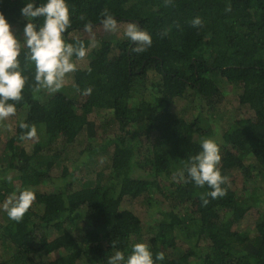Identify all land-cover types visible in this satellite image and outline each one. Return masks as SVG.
I'll return each instance as SVG.
<instances>
[{"label":"trees","instance_id":"obj_1","mask_svg":"<svg viewBox=\"0 0 264 264\" xmlns=\"http://www.w3.org/2000/svg\"><path fill=\"white\" fill-rule=\"evenodd\" d=\"M68 3L72 24L65 38L86 46L94 38L97 44L76 60L77 71L68 74L71 80L60 91L34 94L33 80L27 81L14 116L21 114V122L36 127L30 150L24 147L27 129L19 127L20 121L4 148L0 136V264H107L108 255L117 249L127 254L136 242L149 244L154 258L164 254L156 264H264V190L239 195L227 180L222 185L227 194L212 199L206 196L207 186L173 179L200 150V141L213 138L220 147L222 175L229 179L234 170L248 167L251 174L257 171L254 179L264 182V0ZM22 6V0H0V12L17 36L26 21ZM105 9L118 20L115 32H105L100 24ZM197 16L203 24L193 27ZM86 21L93 24V37L83 30ZM129 21L152 36V45L142 53L132 52L123 37ZM21 46L23 74L33 75L22 37ZM223 81L241 87L239 100L253 116L216 136L199 107L213 116L222 101ZM87 88L90 95L83 94ZM189 92L199 98V106L187 102ZM105 126L115 131L107 140L101 133ZM131 138L148 144L145 150L140 147V156L127 143ZM75 143L86 146L81 158L73 170L54 177L55 166L75 152ZM95 155L105 165L99 178L78 180L76 172ZM247 159L253 164L246 165ZM8 175L11 182L3 179ZM14 179L19 189L30 187L36 194L35 207L20 222L10 220L2 208L17 189ZM41 184L44 192L36 190ZM140 196L144 210L160 216L153 226L122 207L125 197ZM253 209V229L233 230ZM52 233L57 236L50 239ZM176 239L187 245L186 251H172Z\"/></svg>","mask_w":264,"mask_h":264},{"label":"clouds","instance_id":"obj_2","mask_svg":"<svg viewBox=\"0 0 264 264\" xmlns=\"http://www.w3.org/2000/svg\"><path fill=\"white\" fill-rule=\"evenodd\" d=\"M22 3L19 11L26 23L19 36L0 12V121L16 114V104L23 100V90L28 81L19 59L22 52L21 36L27 49L24 59L34 66L33 83L30 85L34 94L42 90L49 94L60 91L65 86L67 75L77 71L76 60L84 59L89 48L97 44L94 38L87 46L81 40L69 42L65 38L72 24L68 0H22ZM38 18H43V22L37 23ZM191 23L193 27H198L203 21L197 16ZM100 24L105 32L118 30V20L107 9L100 17ZM83 30L93 34L92 22L86 21ZM123 37L131 43V51L137 54L152 45L151 34L135 21L127 22ZM91 92V88L83 90L85 95H90ZM19 127L27 129L22 138L37 136L35 126L21 122ZM220 161L217 141L203 138L200 150L174 174L173 179L183 183L192 182L201 188L207 186L210 191L206 196L212 199L223 197L227 194V189L222 185L227 183L228 178L221 174ZM3 179L11 182L12 176L8 175ZM35 198L36 194L30 187L17 189L4 201L3 211L10 220L20 222ZM202 203L207 205L209 200L202 197ZM164 259L162 252L157 253L154 258L149 244L136 242L131 245L127 254L124 250L117 249L108 255L107 264H156V261Z\"/></svg>","mask_w":264,"mask_h":264},{"label":"rangeland","instance_id":"obj_3","mask_svg":"<svg viewBox=\"0 0 264 264\" xmlns=\"http://www.w3.org/2000/svg\"><path fill=\"white\" fill-rule=\"evenodd\" d=\"M22 22L26 23V21H23V20H22ZM24 23H22V24H24ZM11 28L14 32H16L15 27H11ZM86 34L89 37H93L89 33H86ZM113 53L117 54L118 52L115 51ZM86 65H87V60H84L83 66L85 67ZM31 76H33V75L30 74V76H27L28 80L32 79ZM147 77L152 82L154 80L155 74L150 72V73H148ZM66 80H69V81L71 80L70 77L68 78V75H67ZM220 86L222 87L221 93L223 94L222 101H221V104L213 112V116L209 115V111H208L207 107L200 104L199 98L197 96L193 95L190 92L188 94H186L189 96V97H187L188 98L187 102L189 104H191V106H199V104H200L199 108H203V110L205 111L204 115L210 121L209 123L212 127V131H213V133L216 134V136L220 132H224L225 130H227L229 128V126L231 124L235 123L236 121L243 119V118H249L250 116H253V112L249 109L248 105L242 103L239 100V96L241 93V87L235 86L234 84H230V83L225 82V81H223L222 84H220ZM150 94L146 93L147 96L153 97ZM136 102H137L136 98L132 99V100H130V105H132ZM21 118H22V116L20 114V115L14 116V117L10 116L5 120L0 121V136L2 138L1 139V142H2L1 148H4L7 140L11 136H13L16 126L22 121V120L20 121ZM103 132H106L104 140H107V138L109 136L112 137L113 134L115 133L114 130H111L107 126L104 127V131H102L101 133H103ZM98 139H101V137L99 136L96 138L97 142L96 141L94 142L95 145L97 143H99L98 141H101ZM34 142H35L34 139L28 138L24 142L25 149L30 150L32 148ZM106 143L112 144L111 141L106 142ZM127 143L132 145V146H135L136 153L138 154V156H140V149L142 147H144V150L148 147V144L147 143L145 144V140L143 138H138V139L131 138L130 140L127 141ZM75 145H76L77 149L75 150V152H72V150H71V152L68 154L67 161L63 162L59 167L55 166L54 173H53L54 177L62 176L64 174L63 173L64 171H66V170L70 171V170L74 169L76 161L81 158V155L79 153L81 151H83L84 148H86V146L79 145L77 143H75ZM98 145L103 146V142H102V144H98ZM92 146H94V145H91V147ZM229 146H231V144ZM108 147H110V145ZM102 148L103 147L98 148V149H96V151H100ZM109 149L112 150V148H109ZM94 158L95 159H93V161H87L83 165H81L80 169L76 172V176H77L78 180H87V179L95 180L96 178H99L100 172L102 171V169L105 165L103 164V161L100 159V157L98 155H95ZM251 164H253L252 159H247L246 165H251ZM255 173H257V171ZM255 173L251 174L248 167H244L242 169H236L231 173V176L228 179V182L230 183L231 188L235 192H237V194H239V195L244 193V190H246V189H252V188L254 189V188L258 187L261 190H264V182L263 181L260 182V180H259L260 177L257 179L256 178L254 179L252 177V176H254ZM13 183L17 186V189H19L20 182L18 180L14 179ZM36 190L44 192L45 188L43 187V184H41V185L37 186ZM141 198H142L141 196L137 197V198L125 197V199L122 202V207H124V208L136 213L138 216H140L142 218L143 223L146 226H149V227L153 226L154 219L157 217L159 219L160 216L156 215V214L153 215L150 212V210H146V209L144 210V206L141 203ZM33 207H35L34 203H32L30 208H33ZM164 207H167V205L165 204ZM251 212L252 213H250V214H246L243 219L235 222L232 229L237 230V231L238 230H244V229L251 231L254 227V222H255L254 221L255 220L254 219V213L256 212V210L253 209ZM0 219L2 220L1 215H0ZM50 235H51L50 239H53L57 236L56 233H52ZM148 237H149V235L144 233L143 238L147 239ZM178 248H180L182 251H186L187 245L184 244L183 242H181L179 239H176L175 245L172 248V251L175 252L178 250ZM54 256L57 257L56 254L53 255V257Z\"/></svg>","mask_w":264,"mask_h":264}]
</instances>
